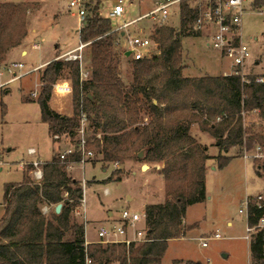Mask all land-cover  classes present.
Listing matches in <instances>:
<instances>
[{"label":"trees","instance_id":"1","mask_svg":"<svg viewBox=\"0 0 264 264\" xmlns=\"http://www.w3.org/2000/svg\"><path fill=\"white\" fill-rule=\"evenodd\" d=\"M191 1L195 0H184L179 5L178 29L154 28L152 39L159 53L149 59L132 60L128 86L120 77L111 21L99 15L98 3L86 4L87 14L78 35L82 44L90 42L87 80L80 82L77 62L53 60L43 69L35 100L53 143L55 135L74 136L82 100L93 135L88 148L103 163H162L165 201L145 206L144 241L86 245L84 225L70 219L81 203L83 187L68 176L66 169L80 156L76 153L61 161L55 154L41 164L40 182L23 174L20 183L4 186L0 264H161L167 242L184 237L190 229L183 225L187 208L207 199L206 161L214 159L221 170L233 158L228 155L232 149H239V155L244 148H264V133L253 134L244 124V115L253 112L264 120V76L247 75L242 81L240 75H182L181 42L201 35L193 29L199 6L190 5ZM254 4L261 7L264 0H255ZM33 7L28 3H0V63L26 38V14ZM65 73L73 88L71 117L52 111L48 103L52 85ZM194 124L215 140L218 154L214 158L192 136L190 128ZM256 169L259 176L257 165ZM59 203L62 207L55 214ZM43 207L53 210L43 212ZM246 214L247 227L254 230L248 242L249 264H264V228L258 227L264 218V201L249 198ZM171 264L202 263L175 259Z\"/></svg>","mask_w":264,"mask_h":264},{"label":"rangeland","instance_id":"2","mask_svg":"<svg viewBox=\"0 0 264 264\" xmlns=\"http://www.w3.org/2000/svg\"><path fill=\"white\" fill-rule=\"evenodd\" d=\"M2 1L14 4L35 1L34 3H28L33 4L34 7L27 11L25 19L27 34L23 42V48L27 56L25 58L19 57L26 68L36 67L52 58L53 60L65 62L64 58H60L64 54L62 50L79 44L76 30L80 24L73 13L74 10L69 8L70 0ZM82 1L84 2V0ZM124 1V14L122 18H118L114 22L111 21L112 26L133 20L137 16L149 12L154 5V0ZM254 2L252 1L244 7L241 19V38L250 53L245 67L247 72L250 73L248 75L262 77L264 76V5L260 8L263 15H260L257 13L259 8L255 6ZM88 3L92 5L98 3L103 15H106L114 4L111 0H93L88 1ZM204 4L205 0L190 2L192 6L202 7ZM179 22L178 10L177 7H174L173 12L170 11L166 27L178 29ZM156 27L158 26L153 21L143 20L128 27L125 33L135 35L138 29H141L146 34H152ZM200 32L202 38H185L182 42V65L184 66L182 75L184 77L187 75L220 76L224 70L230 67L229 61L219 59L212 49L205 46L211 32L210 29H202ZM112 34L115 43L114 51L119 55L120 77L122 82L128 86L131 82L132 59L125 57L122 51L125 48V37L119 33ZM36 43L39 46L36 50H33L31 46ZM57 48L59 50L55 51ZM82 52L88 67L90 63L88 47L83 49ZM44 68L45 66L40 68L37 73L9 83L6 86L10 90L9 93H6L5 90L0 91V203L3 201L4 186L6 184L21 182L23 174L31 179L28 166L30 161H46L52 155L47 127L40 120L39 105L35 103L41 89L40 76ZM66 75L67 73L57 81L70 84V80ZM9 76V74L6 75L8 78ZM32 93H36V97L32 96ZM24 97L32 101L25 102ZM51 97L53 100L63 102L66 106L65 112L72 115V94L53 95L51 93ZM143 122H146V119ZM244 124L246 129L253 134L264 133V120L258 116L257 112L245 114ZM190 132L198 143L208 147L207 153H215L214 150L216 149L218 154V149L215 148V140L208 132H201L196 124L191 126ZM92 136L89 131L88 138L90 139ZM68 145L69 141L61 138L54 144L53 153L57 154L58 151L67 148ZM256 146H253L250 150L242 149L239 155L243 157L246 153L253 164L255 172L257 165L259 177H262L264 175V158L256 159V165L254 164L253 156L255 155ZM28 148L37 150L38 155L35 157L28 156L26 153ZM238 153L239 149H232L228 155L239 156ZM89 161L92 166H95L94 168L90 166L85 167V170H83L84 168H77L76 172L73 168L69 171V175L73 177L75 172L77 176H80L83 171L86 179L91 177L85 180L84 186L85 218L90 222L88 225L86 223L85 230L91 241L92 239L97 240L96 228L107 217V210H111L114 215H119L126 208V203L123 200L124 194L131 191V187L134 186L133 182L138 179L137 176H131V174L139 171V167L148 164V162L126 160L121 165L105 164L101 161V157L95 154ZM230 161L223 169L209 172L205 182L206 201L193 204L186 214L187 221H195V225H192L188 230L189 233L187 231L184 237L167 243V251L161 264H171L175 259L183 262L198 261L202 264H249V247L246 239L248 234L246 231L247 214L244 203L247 196H256L257 193L262 191L264 180L254 176L248 163H244L240 159ZM208 163L215 165L214 161ZM156 165L151 164V168L147 171L156 172L158 170ZM145 169L146 167L142 168L140 172L143 173ZM106 174L107 177L104 181H98L97 177L103 178ZM117 179L120 182H116ZM108 180L109 182H107ZM80 183H82L81 180ZM104 191H108L107 194H104ZM258 196L262 197L261 200L264 201V194ZM258 196L252 199L257 200ZM126 201L127 203L131 202L130 196L126 198ZM133 204L137 205L136 203ZM241 209L242 212L239 213ZM52 210L53 207L49 208V211ZM70 219L73 222L85 224L83 199L71 214ZM227 221H230L232 225L227 226ZM183 225H185L184 221ZM141 226L138 228H141ZM215 233H218L221 238L210 240L206 247H201L200 239L208 238ZM252 233H254V230L249 236ZM224 255H226L225 258H223Z\"/></svg>","mask_w":264,"mask_h":264},{"label":"built area","instance_id":"3","mask_svg":"<svg viewBox=\"0 0 264 264\" xmlns=\"http://www.w3.org/2000/svg\"><path fill=\"white\" fill-rule=\"evenodd\" d=\"M114 2L113 6L107 11L104 18L109 19L114 22L118 18H122L124 14V0H111ZM184 0H154V5L151 10L145 14L137 16L135 19L130 21H125L122 24H115L111 30V33H119L121 36L125 37V48H123V54L130 52V58L133 61L149 59L159 53L157 44L152 39V34H146L142 32L141 29H138V32L135 35L125 33L128 27L135 25V23L149 20L153 21L158 27L166 26L169 18L170 11L173 12L174 7L179 8L180 3ZM255 0H205V4L202 7H199L198 18L195 21L193 29L200 32L202 29L209 28L210 35L208 36V41H206L205 46L212 49L221 60L229 61V68L222 72L223 76L231 75H240L242 81H244V68L246 67V62L250 57L249 49L242 42V34L240 31L242 13L244 7L247 4H250ZM87 2L84 0H70L69 8L74 10V15L79 20V28L76 30L78 33L79 29L82 26V23L85 21V16L87 14L86 10ZM262 7V6H261ZM259 11L260 15H263V12ZM86 44L80 43L75 49L65 52L60 58H64L65 62H77L79 69V80L80 82L86 81L89 76V70L87 67V62L83 54V49L87 47ZM38 44L32 46L33 50L38 48ZM58 59V58H57ZM43 65H37L36 67L26 68L25 65L20 63H11L6 67V71L10 74V79L6 83L19 81L21 78L28 76L33 73H37ZM257 82H263L262 78H256ZM73 88L71 84L60 83L56 81L52 85L51 93L57 95H70L72 94ZM32 96L36 97V93H32ZM79 125L75 131L74 136L71 138L67 135H55L53 140L57 143L61 138H64L69 141L67 148L62 149L57 152L58 157L61 161H64L71 157L73 154H79L80 159L77 164L83 168V166L89 162V160L94 156V152L88 148L89 138L88 132L90 131V121L86 116L85 111L83 110V102L79 101ZM97 138H100V134H96ZM72 141H74L72 143ZM255 155L253 156L254 160L259 158H264V148L256 146ZM26 153L28 156L35 157L37 155L34 148H28ZM248 158L246 153L243 156ZM72 163H68L66 166L67 171H71ZM117 165V164H115ZM29 170L31 175V180L34 182H40L43 176V170H41L40 160H32L29 162ZM83 187L85 183H81ZM104 194H107V191H104ZM262 197L258 196L257 200H261ZM249 204V199H246L244 205L245 209ZM48 207L43 208V212H47ZM242 212V209L239 210V213ZM143 222L141 228H138V224ZM258 227L264 228V218H261L258 222ZM247 236L246 239H249V234L253 231L250 228H246ZM131 236H130V234ZM146 224L144 214H138L132 211L129 208H124L119 213L118 219L108 220L107 222H102L96 228V235L99 243L108 244V243H122L129 245L130 243H142L146 236ZM221 236L218 233H215L208 238L200 239L201 247H206L208 241L213 239H220ZM89 263V261H87Z\"/></svg>","mask_w":264,"mask_h":264},{"label":"crops","instance_id":"4","mask_svg":"<svg viewBox=\"0 0 264 264\" xmlns=\"http://www.w3.org/2000/svg\"><path fill=\"white\" fill-rule=\"evenodd\" d=\"M86 2H88V1H93V0H85ZM35 2V1H34ZM34 2H18V3H34ZM0 3H11V2H4V1H0ZM14 4V3H13ZM247 5H249V4H247ZM99 15L101 16V17H104V15L101 13V11H99ZM240 31H241V27H240ZM76 34L78 35V33L76 32ZM241 34H242V31H241ZM203 37V36H202ZM202 37H186V38H202ZM78 38H79V35H78ZM25 40V39H24ZM24 40L22 41V43L19 45V47H17V48H14V49H11V50H9L7 53H6V58H5V60L3 61V63H1L0 64V91L2 92V91H4L5 90V92L6 93H9L10 92V90L6 87L9 83H6V84H4L6 81H8L9 79H10V76H9V78L8 77H6V75H8L9 73L6 71V67L9 65V64H11V63H20L21 62V60H19V57H23V58H25L26 56H27V53H26V51H25V49L23 48V42H24ZM185 39H183L182 40V42L184 41ZM80 41V40H79ZM181 42V43H182ZM81 42H79V44H80ZM78 44V45H79ZM34 45V44H33ZM32 45V46H33ZM77 45V46H78ZM32 46H31V48H32ZM77 46H75V47H72V48H69V49H64V50H62L64 53L65 52H68L69 50H73V49H75ZM56 48V47H55ZM59 50V48H57V49H55V51H58ZM54 51V52H55ZM218 56V55H217ZM53 60V58L52 59H49V60H46V61H44V62H42L41 64H39V65H43L42 67H44V66H46L49 62H51ZM41 67V68H42ZM244 74L245 75H248V74H250V73H248L247 72V70L244 68ZM257 74H259V73H257ZM10 75V74H9ZM185 77H200V76H192V75H187V76H185ZM11 83V82H10ZM49 107H50V109L52 110V111H55L56 113H58V114H60V115H62V116H65V117H71V114L70 113H66L65 112V110H66V106H65V104L63 103V102H60L59 100H56V99H54L53 100V98L52 97H50V100H49ZM45 124V123H44ZM46 125V124H45ZM46 127H47V125H46ZM47 136H48V133H47ZM49 137V140H50V147H51V153H52V155H51V157H50V159H48V160H46V161H40V162H47V161H50L51 159H52V157L55 155V153H53V150H54V144L55 143H53V141H52V139H51V137L50 136H48ZM206 147V146H205ZM207 149H208V147H206ZM214 152L215 153H210V152H208V155L210 156V157H215L216 155H217V151H216V149L214 150ZM36 153H37V150H36ZM37 155H38V153H37ZM36 155V156H37ZM242 160L244 163H248L250 166H251V168H252V171H253V174H254V176L255 177H258L259 179H262V180H264V175L262 176V177H259L257 174H256V172H255V170H254V168H253V164H252V162L250 161V159H248V158H244V157H242V156H239V157H237V156H233V158L231 159V161L230 162H233V161H237V160ZM214 161V159H209V160H207L206 161V165H207V172H206V176H205V182H206V178H207V176H208V174H209V172H215V171H217V168H216V165H211V164H209L208 162H213ZM92 163H90V161L88 162V163H86L84 166H83V170H85V167H91V168H94L95 166H92L91 165ZM151 164H154V165H156V167L158 168V170L156 171V172H153V173H151V172H149V171H147V170H149L151 167H150V165ZM146 167V169H145V171L143 172V173H141L140 171H142V168H145ZM144 166H140L139 167V171H135V172H133L132 174H131V176H137V180H135L133 183H134V186L133 187H131V191H128V192H126L125 194H124V197H123V200L125 201V203H126V208H134V209H131L132 211H134V212H136V213H138V214H144V208H145V206L146 205H155V204H157V203H163L164 201H165V184L163 183V177H162V175L160 174V170H161V168L163 167L162 166V163H158V162H156V163H149L148 162V164H146V165H144ZM73 168H75V172H76V170H77V168H80V169H82L78 164H77V162H73V165H72V170H73ZM75 172H74V175H73V177L72 176H70L69 175V171H68V176L70 177V178H74L75 180H77V181H79L80 182V180H81V182L82 181H84V183H85V180H88V179H90V178H88V179H86V177H85V175H83V171H82V175H80V176H77L76 174H75ZM103 172L104 173H106L105 172V170H103ZM93 177V176H92ZM96 177V176H95ZM106 177H107V174H106V176L105 177H103V178H99V177H97L98 178V181H104L105 179H106ZM128 179V178H127ZM124 180V179H123ZM116 182H120L119 180H117ZM122 182V181H121ZM136 182V183H135ZM17 183H20V182H17ZM100 184H103V183H100ZM104 184H106V183H104ZM156 190V191H155ZM84 191H85V189H84ZM108 192V191H107ZM261 195V194H264V188L262 189V191H260L259 193H257V195L256 196H247V199H249V198H253V197H257L258 195ZM207 195V194H206ZM128 196H130V203H127V201H126V198L128 197ZM83 213H84V219H86L85 218V209H84V194H83ZM133 203H136L137 205H134ZM202 205V204H201ZM192 206L193 205H191V207H188L187 208V210H186V213H185V216H186V214H187V212L192 208ZM0 211H1V215H0V218H1V216L3 215V213H4V205L2 204V203H0ZM140 212H139V211ZM118 214L117 215H114L112 212H111V210H107V217H105V219H103V221L102 222H107L108 220H116V219H118ZM86 223H87V225L90 223L89 221H87V219H86V222H85V224H83L84 225V235H85V243H86V245H88V244H92V243H97L98 242V239L96 240V239H92L91 241L89 240V238H88V235H86V230H85V228L87 227L86 226ZM79 224V223H78ZM80 224H82V223H80ZM141 224L143 225V222H140L139 224H138V226H141ZM184 224L187 226V227H192V225L194 226L195 225V221H192V222H188L187 221V216L185 217V219H184ZM232 225V223L230 222V221H227V226H231ZM188 233H189V231H188ZM129 234H130V232H129ZM95 235H96V233H95ZM130 236H131V234H130ZM97 238V237H96ZM180 239V238H179ZM170 241H173V240H169L168 242H170ZM247 241L249 242V240L247 239ZM167 242V243H168ZM162 261V260H161ZM110 264H117V263H115V262H113V263H110Z\"/></svg>","mask_w":264,"mask_h":264},{"label":"water","instance_id":"5","mask_svg":"<svg viewBox=\"0 0 264 264\" xmlns=\"http://www.w3.org/2000/svg\"><path fill=\"white\" fill-rule=\"evenodd\" d=\"M124 56L125 57H129L130 56V52L129 51L126 52L124 54ZM141 156H142V153H139V157H141ZM61 207H62L61 203L57 204V206H55V208H54V213L57 214L60 211ZM225 257H226V255L223 256V258H225Z\"/></svg>","mask_w":264,"mask_h":264}]
</instances>
